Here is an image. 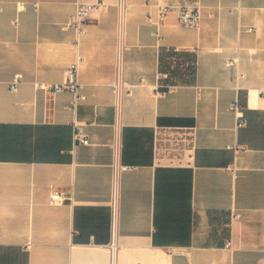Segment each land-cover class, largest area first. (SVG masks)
Masks as SVG:
<instances>
[{"label": "crops", "instance_id": "1", "mask_svg": "<svg viewBox=\"0 0 264 264\" xmlns=\"http://www.w3.org/2000/svg\"><path fill=\"white\" fill-rule=\"evenodd\" d=\"M0 264H264V0H0Z\"/></svg>", "mask_w": 264, "mask_h": 264}, {"label": "built area", "instance_id": "2", "mask_svg": "<svg viewBox=\"0 0 264 264\" xmlns=\"http://www.w3.org/2000/svg\"><path fill=\"white\" fill-rule=\"evenodd\" d=\"M122 4V2H120ZM95 6L90 4H80L76 15L71 19L70 26L75 28L79 35H84L87 30L86 26L92 20V11ZM19 9H23V4L19 5ZM169 11H175L177 13L178 19L183 26L189 28L198 27L201 20V9L199 7H182V6H161V20L166 16ZM80 62L81 58H78L76 62L69 65L66 70V77L64 82L60 84H40L39 86L44 89L51 90L55 93L70 91L74 94L76 101L84 100L85 96L81 94L82 85L80 84L79 74H80ZM22 74H17L12 82L10 83V88L15 90L19 83L22 81ZM117 92H120L121 82L117 80L114 84ZM173 88V87H172ZM232 109L235 111L238 118V127H243L246 125V119L244 117L242 106L236 102L232 105ZM75 143L81 145H89L90 140L84 133L81 126L77 127L75 131ZM119 170H128V166H120ZM65 199L64 193L52 190L51 192V202L61 203ZM114 208L116 207V198L113 201ZM232 243L228 242L227 247L231 248Z\"/></svg>", "mask_w": 264, "mask_h": 264}, {"label": "trees", "instance_id": "3", "mask_svg": "<svg viewBox=\"0 0 264 264\" xmlns=\"http://www.w3.org/2000/svg\"><path fill=\"white\" fill-rule=\"evenodd\" d=\"M166 54L168 57H176L179 58L181 56H190L189 53L187 52H180V51H176V50H166L164 52H162L161 56H162V68L163 67V55ZM196 55H193L192 57H190V63L189 65L185 68L184 71H180V78H182L183 80H185L186 82H190L193 77L195 76L196 73ZM168 69V67H167ZM177 73V72H176Z\"/></svg>", "mask_w": 264, "mask_h": 264}]
</instances>
